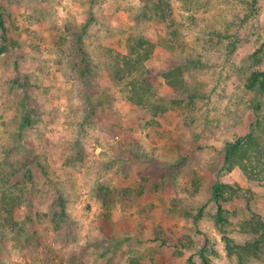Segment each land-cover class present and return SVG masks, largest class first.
<instances>
[{"label": "rangeland", "instance_id": "rangeland-1", "mask_svg": "<svg viewBox=\"0 0 264 264\" xmlns=\"http://www.w3.org/2000/svg\"><path fill=\"white\" fill-rule=\"evenodd\" d=\"M0 11V264H203V250L211 264H241L224 238L254 239L244 226L264 220V185L239 167L225 175L253 196L250 208L226 205L222 225L213 186L227 146L264 119V93L238 71L254 53L264 69V0H0ZM130 34L154 45L153 92L180 107L155 117L126 100L101 54L125 51ZM178 66L175 92L163 73ZM29 170L34 182L13 188ZM61 197L68 217L55 227Z\"/></svg>", "mask_w": 264, "mask_h": 264}, {"label": "trees", "instance_id": "trees-1", "mask_svg": "<svg viewBox=\"0 0 264 264\" xmlns=\"http://www.w3.org/2000/svg\"><path fill=\"white\" fill-rule=\"evenodd\" d=\"M239 7L248 6L249 0H233ZM204 0H192V5L199 7V3ZM168 3V2H167ZM2 30L7 33L8 29L5 23V16L0 11ZM152 18L164 22L167 18V8L160 2H155ZM239 19H241L239 17ZM233 24V23H232ZM229 29L225 31L223 39L229 41L227 47H229V57L235 54V49L238 44V40H232V37H228L230 34L231 23L228 24ZM234 25V24H233ZM233 28L231 29V31ZM170 40L172 43L179 41L178 36L171 32ZM81 41V36H76ZM235 39V38H233ZM6 49V48H5ZM154 45L150 40L142 35L130 34L127 37L125 51L117 50L115 48L104 47L102 54L103 59L108 62L107 68L111 69L116 80L121 83V91L131 106L140 108L155 117L161 114L168 113L183 104V100L171 99L165 100L156 95L153 92V84L149 81L150 70L147 67V62L153 56ZM262 52V49L260 50ZM263 54H252L249 60L244 61V64L238 70L239 74L243 75L248 72L244 84L248 90L260 89L264 93V69H259L262 63ZM102 64V63H99ZM79 70V78L77 81L84 83L85 78L90 74L89 66L85 70ZM250 70V72H249ZM163 78L166 84L171 87L175 92L183 91L185 88L184 82V69L180 66L167 70L163 73ZM258 110V109H257ZM33 120L26 118L23 123L24 127L32 125ZM256 125L249 134L240 137L235 142L229 144L225 150V169L224 176H222L216 184L213 186V201L218 207L216 224H229L226 214L229 212L225 206L233 204L235 200H245L247 207L250 208V202L252 199V193L245 194L244 189L240 187L234 180L225 175L230 174L235 168L239 167L248 176L250 182H258L264 185V119H258ZM257 128V129H256ZM257 130V132L255 131ZM20 173V172H19ZM15 176L12 187L19 188L22 185V179L28 180V182H34V173L29 170L23 174L22 177ZM25 176V177H24ZM3 183L6 182L0 179ZM25 181V180H24ZM27 183V182H26ZM244 192V193H243ZM20 196L12 198V201L19 203ZM57 207L55 208L53 223L55 227L59 222L68 217L67 202L61 197L55 198ZM59 203V205H58ZM59 206V207H58ZM58 209V210H56ZM61 211V213L59 212ZM245 229L254 235V239L247 241L244 244L235 243L232 239L225 236V244L230 256H235L241 264H245L248 259H257L264 261V220L260 216H254L252 220L247 222L244 226ZM200 258L203 264H211L210 258L206 255V250L200 253Z\"/></svg>", "mask_w": 264, "mask_h": 264}]
</instances>
